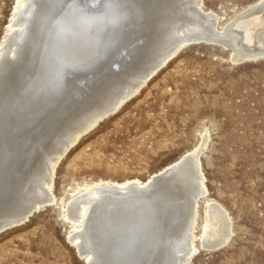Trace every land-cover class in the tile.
Here are the masks:
<instances>
[{
  "label": "bare ground",
  "instance_id": "bare-ground-1",
  "mask_svg": "<svg viewBox=\"0 0 264 264\" xmlns=\"http://www.w3.org/2000/svg\"><path fill=\"white\" fill-rule=\"evenodd\" d=\"M216 22L196 0H27L0 55V230L51 205L54 169L68 149L180 47L220 45L237 63L264 57V0L222 31ZM62 53L63 68L54 59ZM203 148L204 140L144 183L96 185L67 203L69 221H80L70 236L79 257L86 264H185L197 202L207 193L197 161ZM207 215L201 245L218 248L230 222L216 203Z\"/></svg>",
  "mask_w": 264,
  "mask_h": 264
},
{
  "label": "rangeland",
  "instance_id": "rangeland-1",
  "mask_svg": "<svg viewBox=\"0 0 264 264\" xmlns=\"http://www.w3.org/2000/svg\"><path fill=\"white\" fill-rule=\"evenodd\" d=\"M258 1L196 5L222 31ZM24 2L0 0V55ZM230 55L212 43L180 47L116 113L80 136L55 166L51 205L0 233V264H86L71 241L80 221H69L67 203L96 185L144 183L203 140L197 161L207 193L197 202L185 264H264V57L237 63ZM210 203L225 211L231 232L214 249L201 245Z\"/></svg>",
  "mask_w": 264,
  "mask_h": 264
},
{
  "label": "water",
  "instance_id": "water-1",
  "mask_svg": "<svg viewBox=\"0 0 264 264\" xmlns=\"http://www.w3.org/2000/svg\"><path fill=\"white\" fill-rule=\"evenodd\" d=\"M67 1V0H66ZM61 17V16H60ZM59 17V18H60ZM52 25V24H51ZM50 25V26H51ZM50 26H49V28H50ZM45 34L47 33V31L46 32H44ZM63 37L61 38V39H58L59 41H58V44L57 45H59L60 43H62V44H65V42L63 41ZM201 42V41H200ZM200 42H191V43H189V44H192V43H200ZM40 47V46H39ZM62 56H64V53H62L61 55H56L55 57H54V59H55V62L57 63V61H59L58 63V66L62 63V65H61V67L64 65L63 64V57ZM63 68V67H62ZM33 213H36V211L35 212H33ZM33 215V214H32ZM32 215L31 216H29V217H32ZM142 218H143V216H140V221L141 222H144L143 220H142ZM28 220H26L25 218H24V220H23V222H21V223H25V222H27ZM20 223V224H21ZM142 224H146V229H147V231L148 232H151V233H153L154 232V229H155V227L153 226V225H150V224H147V223H142ZM1 232H3V231H1L0 230V233Z\"/></svg>",
  "mask_w": 264,
  "mask_h": 264
}]
</instances>
